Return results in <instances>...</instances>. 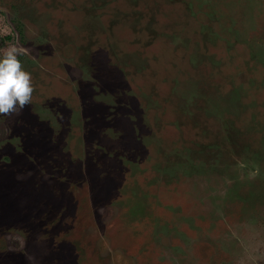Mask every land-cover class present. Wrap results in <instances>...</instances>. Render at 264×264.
Masks as SVG:
<instances>
[{"label": "rangeland", "instance_id": "obj_1", "mask_svg": "<svg viewBox=\"0 0 264 264\" xmlns=\"http://www.w3.org/2000/svg\"><path fill=\"white\" fill-rule=\"evenodd\" d=\"M13 45L0 264H264V0H0Z\"/></svg>", "mask_w": 264, "mask_h": 264}, {"label": "clouds", "instance_id": "obj_2", "mask_svg": "<svg viewBox=\"0 0 264 264\" xmlns=\"http://www.w3.org/2000/svg\"><path fill=\"white\" fill-rule=\"evenodd\" d=\"M19 55L14 45L0 51V115L22 110L31 100V73L22 67Z\"/></svg>", "mask_w": 264, "mask_h": 264}]
</instances>
